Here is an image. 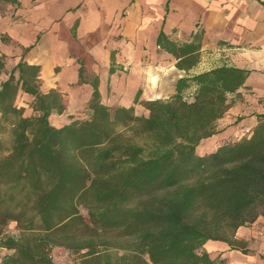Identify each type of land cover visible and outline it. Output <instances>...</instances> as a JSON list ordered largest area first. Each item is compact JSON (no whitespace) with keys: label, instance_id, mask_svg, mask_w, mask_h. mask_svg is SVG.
<instances>
[{"label":"trees","instance_id":"16d2710c","mask_svg":"<svg viewBox=\"0 0 264 264\" xmlns=\"http://www.w3.org/2000/svg\"><path fill=\"white\" fill-rule=\"evenodd\" d=\"M200 37L176 47L160 31L157 44L189 68ZM30 47L10 67L0 54V246L11 251L0 264H54L56 246L81 254L74 264H221L203 250L208 241L247 252L235 233L264 218V114L248 137L203 155L196 148L215 134L248 70L194 75L190 100L181 78L174 96L140 101L147 115L102 103L93 81L87 118L55 126L49 117L65 101L40 90L41 66L24 59ZM23 95L27 106L18 105ZM10 222L16 234L3 233Z\"/></svg>","mask_w":264,"mask_h":264},{"label":"crops","instance_id":"0c3cea01","mask_svg":"<svg viewBox=\"0 0 264 264\" xmlns=\"http://www.w3.org/2000/svg\"><path fill=\"white\" fill-rule=\"evenodd\" d=\"M18 1L14 20L10 12L0 13V32H6L13 43L0 37V54L15 55L18 61L24 48L31 46L24 59L41 66L40 90H58L67 109L71 101L76 109H85L96 81L102 103L132 106L135 114L147 115L140 101L174 96L181 78L188 83L181 94L190 100L196 90L194 75L228 65L248 70V75L228 93L231 104L215 122V134L202 139L196 152H211L233 135L240 134L239 139L247 132L248 137L257 116L264 114V4L258 0ZM41 29L48 32L40 34ZM160 31L166 43L176 47L199 32L195 64L179 68V58L157 44ZM74 46L84 50L87 62L75 54ZM259 235H264L262 217L235 233L245 247L255 250L254 264H264V240H258ZM203 250L227 259L228 264L242 254L221 241H208Z\"/></svg>","mask_w":264,"mask_h":264},{"label":"rangeland","instance_id":"374dc122","mask_svg":"<svg viewBox=\"0 0 264 264\" xmlns=\"http://www.w3.org/2000/svg\"><path fill=\"white\" fill-rule=\"evenodd\" d=\"M25 2V0H22V4ZM15 7H18V6H15L14 4H0V13H6V12H10L11 13V17L13 18L12 20L15 19V14H14V11L17 9ZM40 34H43L45 35L48 30L47 29H41L40 31ZM0 37L3 41H5L6 44H13L12 42H10V39L9 37L7 36V33L6 32H0ZM75 50V54H79L82 59H84L86 62L88 60V57L86 54H84V50L83 49H80L78 48L77 46H74L73 48ZM7 56V66L10 67L12 64H14L16 62V56ZM225 60L226 61H230V58L229 56H226L225 57ZM0 79H1V76H0ZM40 85V83H39ZM187 99L188 98H191V97H186ZM72 99V97H71ZM30 101V97L28 95H23L22 97H20L18 99V105L19 106H27L28 102ZM69 103V108L67 109L66 108V111L62 114H58V113H55V114H52L49 119H50V122L53 124V125H62L64 123H66L68 120H70L71 118H77V119H85L87 118V116L89 115V112L87 110V108L85 109H76V103H73L72 101L71 102H68ZM247 134V132H246ZM240 136L239 135H233L231 137V139H237L238 137ZM244 136V135H242ZM18 232L17 228H16V223L15 222H10L6 227H5V230H4V234H16ZM2 235H0V238H1ZM262 236L264 235H259L258 236V240H264V238H262ZM247 252L246 253H243L241 252L242 254H237V256L233 257V264H254V261L252 260L253 258L251 256H253V253H254V249H250V248H247ZM11 252L10 250H7L3 247L0 246V261H1V258L6 254V253H9ZM80 255L79 253H75V252H71V251H68L66 249H64L63 247H54L51 251V256H52V260H53V263L54 264H74L76 263L79 259H80ZM239 255V256H238ZM255 255V254H254ZM264 256V254H261V257ZM220 263L221 264H228L229 262L227 261V259L225 258H221L219 259Z\"/></svg>","mask_w":264,"mask_h":264},{"label":"built area","instance_id":"2783aa9c","mask_svg":"<svg viewBox=\"0 0 264 264\" xmlns=\"http://www.w3.org/2000/svg\"><path fill=\"white\" fill-rule=\"evenodd\" d=\"M242 135H247V134H246V132H244V134H242Z\"/></svg>","mask_w":264,"mask_h":264}]
</instances>
